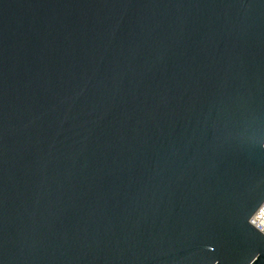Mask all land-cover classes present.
<instances>
[{
	"label": "water",
	"instance_id": "water-1",
	"mask_svg": "<svg viewBox=\"0 0 264 264\" xmlns=\"http://www.w3.org/2000/svg\"><path fill=\"white\" fill-rule=\"evenodd\" d=\"M264 0H0V264H264Z\"/></svg>",
	"mask_w": 264,
	"mask_h": 264
},
{
	"label": "built area",
	"instance_id": "built-area-1",
	"mask_svg": "<svg viewBox=\"0 0 264 264\" xmlns=\"http://www.w3.org/2000/svg\"><path fill=\"white\" fill-rule=\"evenodd\" d=\"M249 223L264 235V203L255 212Z\"/></svg>",
	"mask_w": 264,
	"mask_h": 264
}]
</instances>
